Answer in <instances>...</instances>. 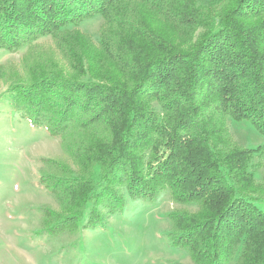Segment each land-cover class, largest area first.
Wrapping results in <instances>:
<instances>
[{"label":"trees","instance_id":"16d2710c","mask_svg":"<svg viewBox=\"0 0 264 264\" xmlns=\"http://www.w3.org/2000/svg\"><path fill=\"white\" fill-rule=\"evenodd\" d=\"M96 17L95 42L80 26ZM2 50L25 53L23 75L0 66L11 118L63 145L40 170L58 205L44 233L168 194V241L193 264H264V147L229 127L264 136V0H0Z\"/></svg>","mask_w":264,"mask_h":264},{"label":"rangeland","instance_id":"374dc122","mask_svg":"<svg viewBox=\"0 0 264 264\" xmlns=\"http://www.w3.org/2000/svg\"><path fill=\"white\" fill-rule=\"evenodd\" d=\"M197 1L202 6L214 2ZM103 25V18L96 17L84 22L80 30L96 42ZM47 46L42 48L50 61ZM49 48L55 63H61L55 48ZM24 56V50H2L0 66L10 65L14 73L23 75ZM6 87L0 81V95ZM7 105L6 99H0V264H193L185 252L168 241L167 216L181 208L168 194L155 204L130 202L122 215L109 220L107 229L67 233L59 238L44 233L40 208L48 206L56 211L58 205L40 185V170L47 160L62 157L63 145L60 138L31 130L27 121L15 116L12 119ZM229 127L239 145L264 147V136L250 124L229 120ZM256 176L264 180V155Z\"/></svg>","mask_w":264,"mask_h":264}]
</instances>
